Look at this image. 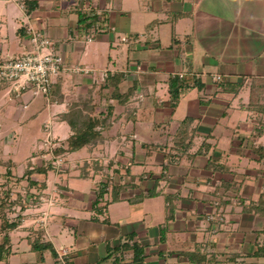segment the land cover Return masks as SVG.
<instances>
[{
  "label": "crops",
  "instance_id": "obj_1",
  "mask_svg": "<svg viewBox=\"0 0 264 264\" xmlns=\"http://www.w3.org/2000/svg\"><path fill=\"white\" fill-rule=\"evenodd\" d=\"M10 4L24 20L0 36L1 55L32 50L28 17L64 56L41 109L65 150L59 168L41 147L19 169L3 160L7 186L26 184L9 185L12 200L24 195L0 232V264H264V0H38L30 14L0 0V23ZM91 10L102 21L83 33ZM0 91V110L22 123ZM71 111L101 118L100 138L66 150Z\"/></svg>",
  "mask_w": 264,
  "mask_h": 264
},
{
  "label": "built area",
  "instance_id": "obj_2",
  "mask_svg": "<svg viewBox=\"0 0 264 264\" xmlns=\"http://www.w3.org/2000/svg\"><path fill=\"white\" fill-rule=\"evenodd\" d=\"M23 27L32 45V50L20 55L4 56L0 54V83L7 84L10 99L23 97L22 107L26 108L28 106L26 98L37 95L48 96L54 78L68 67L65 65L63 54L55 47L54 40L44 29L33 25L28 17H26ZM87 39L90 41L91 37ZM69 70L73 73L89 71L80 66H71ZM181 76L183 75L181 74ZM213 79L219 81L220 75H214ZM60 147L61 144L58 140L51 137L46 138L45 148L51 156L52 166L56 168H59L63 163V156L55 154V149ZM28 200L37 204L43 202L47 206L53 204L52 197L45 195H31ZM44 213L46 214V212Z\"/></svg>",
  "mask_w": 264,
  "mask_h": 264
},
{
  "label": "rangeland",
  "instance_id": "obj_3",
  "mask_svg": "<svg viewBox=\"0 0 264 264\" xmlns=\"http://www.w3.org/2000/svg\"><path fill=\"white\" fill-rule=\"evenodd\" d=\"M8 7V14H4L2 22L0 23V36L6 35L7 37L9 36L10 38H12V22L18 23V19L24 20V16H22L23 13L21 14L22 11L17 5L10 4L8 5ZM30 98L31 99L30 101L28 100L29 105L26 110L22 108L23 97L17 98V101L19 102H17V105H15V110L17 115L20 116L22 114V123L17 122L13 118H8L3 113V111L0 110V173L2 174L3 178V180H0V183H4L5 174L7 171L6 169L8 166V164L6 165L3 163L4 159L11 160L16 164L17 169H19V167L25 164V161L31 159V154L37 149V147H41L43 149L46 147V135L48 134V132L47 129H44L43 127V121L45 120L47 111L43 108L41 109V105L43 106L45 103V98L44 95H37ZM5 104V93L3 91H0V109L5 107ZM65 130L68 129L64 125L60 129L56 130V133L61 134ZM10 132L13 133V142L7 143L5 142V137ZM47 161L49 163L48 166H51V159H48ZM17 178L18 177L12 175V178L9 179V185H12V191L13 189L17 188L24 192L23 184L26 183H20ZM16 183L17 186H15ZM9 185L7 186V188L9 187ZM35 194V192H30L29 194H26V196L29 197ZM13 210L15 211V217L18 211L17 208H12V212H14Z\"/></svg>",
  "mask_w": 264,
  "mask_h": 264
},
{
  "label": "trees",
  "instance_id": "obj_4",
  "mask_svg": "<svg viewBox=\"0 0 264 264\" xmlns=\"http://www.w3.org/2000/svg\"><path fill=\"white\" fill-rule=\"evenodd\" d=\"M22 4L26 14H30L38 6V0H22ZM101 21L100 15L93 10L79 13V24L83 33L89 34L91 30H95L98 27ZM172 96L175 99L178 97L175 90H173ZM261 110L264 111V105ZM66 119L73 130V133L66 140V150L79 149L100 138V127L103 123L101 118L92 116L86 118L85 116L80 115L78 111H71L67 115ZM64 150V148H56L55 154H59ZM260 156L264 159V152L260 154ZM48 167L50 168V166ZM36 170L39 172H47L48 168H36ZM25 174L27 178L30 179L31 171L29 170ZM7 175H10L9 170L7 171ZM30 182L33 183L31 179ZM107 186V183H101L98 191V197H103L104 193L107 192ZM113 188H116V186H113ZM21 197V194L18 193L17 199L12 200V196H10V188H7V182L0 183V232L7 231L17 224V219L10 221L9 214L12 211L14 203H19ZM257 207L259 211H261V215L264 217V195L261 196V200L258 202ZM31 243L32 248L35 250L44 249L48 245L47 243H41L38 239L32 240ZM260 253H264V243L260 246Z\"/></svg>",
  "mask_w": 264,
  "mask_h": 264
}]
</instances>
